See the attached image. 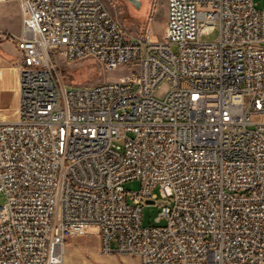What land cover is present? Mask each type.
Wrapping results in <instances>:
<instances>
[{
	"label": "built area",
	"instance_id": "obj_1",
	"mask_svg": "<svg viewBox=\"0 0 264 264\" xmlns=\"http://www.w3.org/2000/svg\"><path fill=\"white\" fill-rule=\"evenodd\" d=\"M11 1L22 29L0 61L19 86L17 116L0 119V264H62L92 228L103 254L140 264H264V8L166 0L153 41L103 0ZM58 56L123 74L67 87Z\"/></svg>",
	"mask_w": 264,
	"mask_h": 264
},
{
	"label": "rangeland",
	"instance_id": "obj_2",
	"mask_svg": "<svg viewBox=\"0 0 264 264\" xmlns=\"http://www.w3.org/2000/svg\"><path fill=\"white\" fill-rule=\"evenodd\" d=\"M112 14L133 36L150 31L153 41L163 39L166 19V0H141V5H135L127 0H103ZM256 7L264 8V0H254ZM22 29V20L18 4L6 0L0 2V61L11 60L18 53L15 35ZM210 36L209 38H211ZM61 81L68 87L71 83L78 85H93L103 80H113L123 74L120 70L109 71L96 60L81 59L68 61L62 56L56 58ZM75 81V82H74ZM166 83L157 89L161 95ZM19 86L16 76L0 72V119H14L17 116ZM126 187L137 190L138 180H132ZM159 199L162 198L159 188L154 189ZM5 202V195L0 193V204ZM161 207L146 205L143 209V222L146 225L157 224L155 218ZM66 258V259H65ZM140 264L139 258L131 255H106L101 252L100 236L92 228L87 234L70 237L64 248L62 264Z\"/></svg>",
	"mask_w": 264,
	"mask_h": 264
},
{
	"label": "water",
	"instance_id": "obj_3",
	"mask_svg": "<svg viewBox=\"0 0 264 264\" xmlns=\"http://www.w3.org/2000/svg\"><path fill=\"white\" fill-rule=\"evenodd\" d=\"M127 1H129L135 5H138V6L141 5V0H127ZM149 202H152V201H149Z\"/></svg>",
	"mask_w": 264,
	"mask_h": 264
},
{
	"label": "crops",
	"instance_id": "obj_4",
	"mask_svg": "<svg viewBox=\"0 0 264 264\" xmlns=\"http://www.w3.org/2000/svg\"><path fill=\"white\" fill-rule=\"evenodd\" d=\"M128 264H131V261L130 260H127Z\"/></svg>",
	"mask_w": 264,
	"mask_h": 264
},
{
	"label": "bare ground",
	"instance_id": "obj_5",
	"mask_svg": "<svg viewBox=\"0 0 264 264\" xmlns=\"http://www.w3.org/2000/svg\"><path fill=\"white\" fill-rule=\"evenodd\" d=\"M66 259V258H65Z\"/></svg>",
	"mask_w": 264,
	"mask_h": 264
}]
</instances>
